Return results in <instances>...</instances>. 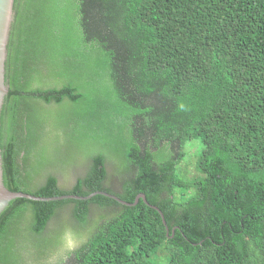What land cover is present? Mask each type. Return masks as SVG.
<instances>
[{"label": "trees", "instance_id": "1", "mask_svg": "<svg viewBox=\"0 0 264 264\" xmlns=\"http://www.w3.org/2000/svg\"><path fill=\"white\" fill-rule=\"evenodd\" d=\"M88 1L14 0L5 185L143 192L169 234L143 199L16 198L0 214V264H264V0ZM70 203L76 226L48 230ZM91 204L119 209L91 225ZM70 231L81 245L65 261Z\"/></svg>", "mask_w": 264, "mask_h": 264}, {"label": "water", "instance_id": "2", "mask_svg": "<svg viewBox=\"0 0 264 264\" xmlns=\"http://www.w3.org/2000/svg\"><path fill=\"white\" fill-rule=\"evenodd\" d=\"M14 0H0V123H1V111L4 103L5 95L8 93L9 88L5 81V62L7 59V45L9 40V33L11 24L14 18ZM96 195H105L118 201L119 203L127 206L137 205L141 199L145 201L149 206L158 210L162 216L163 222L167 227L168 234L170 231L164 212L154 204L149 203L145 193H139L133 202L122 199L117 194L105 191L96 190L87 195L78 194H62L54 196H40L24 191H15L9 189L4 182L3 167H2V154L0 147V214L9 206L10 202L16 198H27L36 201H56L63 199H76V200H88ZM175 229H173V235Z\"/></svg>", "mask_w": 264, "mask_h": 264}, {"label": "rangeland", "instance_id": "3", "mask_svg": "<svg viewBox=\"0 0 264 264\" xmlns=\"http://www.w3.org/2000/svg\"><path fill=\"white\" fill-rule=\"evenodd\" d=\"M89 6L91 5L90 2L87 0ZM90 20H91V25L90 27L91 28H95L96 26H99L100 24V18L102 16L101 12L96 9V8H91L90 9ZM101 28L103 27L102 25L100 26ZM186 148L188 149V151H192L194 148L191 147L190 144H188L186 146ZM195 151H198V149L194 150L192 152V154L195 152ZM75 172V171H74ZM83 171H77L73 174V179L72 180H69V181H64L63 178H61L60 180V185L64 188H70L73 183H74V179L80 175ZM60 176L61 173H59ZM118 179L113 177V175H110V180H109V185L113 186L114 188L116 189H120L119 186H118ZM119 209V207H117L116 209L115 208H112V211L111 210H107V209H102L99 207V205L97 204H91V208H90V217H89V224L92 225V222L94 221V219H96L97 217L100 218L102 215H106L107 217L109 216L108 214L112 212H117V210ZM74 203H70V204H67L65 205L64 207L58 209L57 211V214L56 216L53 217V219L50 221L49 223V226H48V230H51L53 227L56 226V224L59 222V221H64L68 226H69V230H72L70 228H74L77 224V220H76V217L74 215ZM106 219V218H105ZM102 220V221H105ZM67 247L65 248L64 253L62 255L63 258H65L64 260L65 261H68L71 256H72V252L77 249L81 243L78 241V240H75L74 239V235L73 233L70 231L69 234L67 235ZM71 254V256H70Z\"/></svg>", "mask_w": 264, "mask_h": 264}, {"label": "flooded vegetation", "instance_id": "4", "mask_svg": "<svg viewBox=\"0 0 264 264\" xmlns=\"http://www.w3.org/2000/svg\"><path fill=\"white\" fill-rule=\"evenodd\" d=\"M71 176H73V173L71 174Z\"/></svg>", "mask_w": 264, "mask_h": 264}]
</instances>
